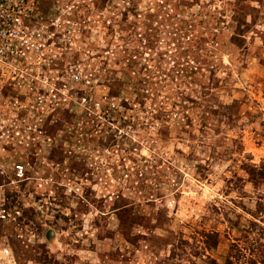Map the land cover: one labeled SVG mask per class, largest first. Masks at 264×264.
Instances as JSON below:
<instances>
[{
  "label": "rangeland",
  "instance_id": "1",
  "mask_svg": "<svg viewBox=\"0 0 264 264\" xmlns=\"http://www.w3.org/2000/svg\"><path fill=\"white\" fill-rule=\"evenodd\" d=\"M11 4L59 105L0 68V264H264V0Z\"/></svg>",
  "mask_w": 264,
  "mask_h": 264
},
{
  "label": "built area",
  "instance_id": "2",
  "mask_svg": "<svg viewBox=\"0 0 264 264\" xmlns=\"http://www.w3.org/2000/svg\"><path fill=\"white\" fill-rule=\"evenodd\" d=\"M11 1L12 0H0V68L3 69L13 67L14 62L15 65L20 68V58L25 61L27 56L29 58V56L36 55L42 51L41 48H39L40 46L36 44V39L37 37H40V34L34 33L36 31L31 34V32L24 30L25 27L21 24V20H24L22 19V16L25 14L21 13L19 9L13 7ZM18 68L14 67L18 74L16 83L19 88H23V95L26 97L27 104L23 106L22 110L18 111L21 115L18 120L22 124V134H20L18 129H14L12 132L14 136L20 134L21 137L29 142L41 138L40 117H42V115L50 114L54 109L58 108L59 103H52L55 99L53 97L56 95L53 93V90L48 92L47 79L43 82L44 87L41 86V88H39L40 90H38L37 86L39 84L36 81L37 76L34 72L35 69L26 72V66H23L21 68H23L25 72L20 73L21 71ZM73 80H79L78 76L73 75ZM85 82L89 83L88 80ZM27 98H29L28 101ZM88 99L89 98L82 96L79 98V102H81V105H86V109L99 110L101 107V98H94L92 100ZM104 100H106V98H104ZM15 118L17 119V116ZM45 139L48 140L47 136ZM13 172L15 178H23L24 170L22 165H14ZM8 218L9 213L3 205L0 204V222L7 221ZM0 256L6 258L8 256V251L6 249L1 250Z\"/></svg>",
  "mask_w": 264,
  "mask_h": 264
}]
</instances>
